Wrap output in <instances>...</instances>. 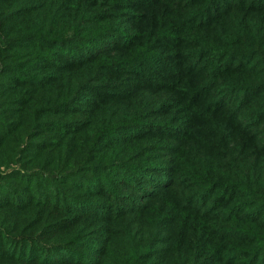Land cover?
<instances>
[{
	"label": "trees",
	"instance_id": "trees-1",
	"mask_svg": "<svg viewBox=\"0 0 264 264\" xmlns=\"http://www.w3.org/2000/svg\"><path fill=\"white\" fill-rule=\"evenodd\" d=\"M0 264H264V0H0Z\"/></svg>",
	"mask_w": 264,
	"mask_h": 264
}]
</instances>
